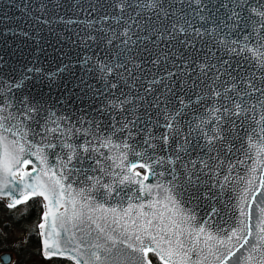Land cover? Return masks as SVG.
<instances>
[{
  "label": "snow or ice",
  "instance_id": "snow-or-ice-1",
  "mask_svg": "<svg viewBox=\"0 0 264 264\" xmlns=\"http://www.w3.org/2000/svg\"><path fill=\"white\" fill-rule=\"evenodd\" d=\"M97 11L100 27L90 24L83 42L95 45L96 60L84 62L103 84L98 118L58 114L23 81L0 92L6 207L42 198L45 259L108 264L115 250L121 264H264V207L254 204L264 175L228 230L213 232L184 199L223 188L225 164L264 167V0H104L89 15ZM236 152L244 159L233 163Z\"/></svg>",
  "mask_w": 264,
  "mask_h": 264
},
{
  "label": "water",
  "instance_id": "water-1",
  "mask_svg": "<svg viewBox=\"0 0 264 264\" xmlns=\"http://www.w3.org/2000/svg\"><path fill=\"white\" fill-rule=\"evenodd\" d=\"M97 3L103 4L104 0H0V82L5 86L0 87V92L6 90L9 82L23 81L24 93L58 114L73 119L98 118L97 109L104 101L96 95V91L102 90L103 84L97 79L91 64L84 62L88 57L96 60V56L93 55L95 45L88 47L83 42L86 30L91 31L90 24L100 27L95 21L102 14L101 11L89 15L91 6ZM40 5L44 7L41 8ZM103 11L110 13L106 4ZM30 68L40 69V72L29 73L27 69ZM19 95L17 92V96ZM229 159L235 163L237 160H243L244 156L242 152H236ZM251 163V160H247L244 164H236L231 172L225 164L221 174L216 177V180L224 185L223 188L219 185L215 188H211L210 185L202 186L200 192H207V196H201L199 200L190 199L187 195L184 197L186 206L194 208L201 221L208 220L213 232L234 227L238 216L234 206L237 203L244 206L253 200L251 193L259 187L264 167H258L254 173H250L248 167ZM30 168L31 165L28 166V170ZM137 170L142 174L144 172L143 169ZM114 171L119 172L120 169L116 168ZM224 175H229L230 180L225 182ZM241 176L244 180H239ZM112 179L104 177L105 182H111ZM250 179L253 180L251 185L246 183ZM156 182L157 178L153 177L145 181L149 184ZM132 188H138V185H129L125 193L131 195ZM245 188L248 189L247 193L244 192ZM96 195L98 199H104L101 194ZM38 198L42 206L44 201L41 197ZM8 199L0 197L5 204ZM116 203V199H109L106 206ZM126 203L125 201L124 206ZM255 203L264 207V195L257 193ZM213 209H216L215 213ZM245 211H248L246 207ZM254 212L259 214L258 209H254ZM40 222L41 219L38 224ZM252 223L253 225L256 223L255 219ZM94 236L95 234L93 238ZM41 239L39 235L40 249ZM124 251L127 253L128 250ZM63 257L68 258L67 254ZM12 260L13 255L10 251L0 252V264H11ZM122 260L124 256H115L114 250V256L108 264H121ZM209 260L216 264L213 258L210 257ZM228 264H235V261H229Z\"/></svg>",
  "mask_w": 264,
  "mask_h": 264
},
{
  "label": "trees",
  "instance_id": "trees-1",
  "mask_svg": "<svg viewBox=\"0 0 264 264\" xmlns=\"http://www.w3.org/2000/svg\"><path fill=\"white\" fill-rule=\"evenodd\" d=\"M41 212L42 206L38 197L32 198L25 204L18 205L13 209H8L0 200V251L12 250L15 255L13 264H33V257L42 259L43 264H73L68 258L57 256L45 259L41 256L39 235L36 228L40 221ZM11 225L20 228L25 235L23 238H18L9 243L2 231ZM153 261L156 264L154 257Z\"/></svg>",
  "mask_w": 264,
  "mask_h": 264
},
{
  "label": "rangeland",
  "instance_id": "rangeland-1",
  "mask_svg": "<svg viewBox=\"0 0 264 264\" xmlns=\"http://www.w3.org/2000/svg\"><path fill=\"white\" fill-rule=\"evenodd\" d=\"M2 232L4 233L5 238L7 239L9 243H11L12 241L18 238H23L25 235V233L20 228L14 227L12 225L8 226L7 229H3ZM14 261H15V255L13 254V260L11 264H13ZM32 263L33 264H43V260L38 257H33Z\"/></svg>",
  "mask_w": 264,
  "mask_h": 264
},
{
  "label": "flooded vegetation",
  "instance_id": "flooded-vegetation-1",
  "mask_svg": "<svg viewBox=\"0 0 264 264\" xmlns=\"http://www.w3.org/2000/svg\"><path fill=\"white\" fill-rule=\"evenodd\" d=\"M2 201V200H1ZM3 202V201H2ZM4 203V202H3ZM5 204V203H4ZM6 205V204H5ZM24 232V231H23ZM5 250H8V251H10L11 253H12V255L14 254L13 253V251L12 250H10V249H5ZM3 251V250H2ZM1 252V251H0Z\"/></svg>",
  "mask_w": 264,
  "mask_h": 264
}]
</instances>
